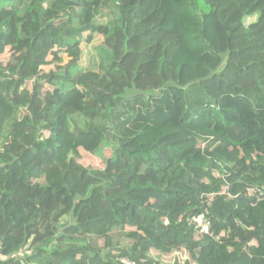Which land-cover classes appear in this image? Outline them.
Wrapping results in <instances>:
<instances>
[{
    "label": "trees",
    "instance_id": "obj_1",
    "mask_svg": "<svg viewBox=\"0 0 264 264\" xmlns=\"http://www.w3.org/2000/svg\"><path fill=\"white\" fill-rule=\"evenodd\" d=\"M168 3L208 15L203 77L165 0H0V264H264V0ZM56 116L112 148L62 156Z\"/></svg>",
    "mask_w": 264,
    "mask_h": 264
},
{
    "label": "rangeland",
    "instance_id": "obj_2",
    "mask_svg": "<svg viewBox=\"0 0 264 264\" xmlns=\"http://www.w3.org/2000/svg\"><path fill=\"white\" fill-rule=\"evenodd\" d=\"M169 1L170 0H165L164 4L165 16L167 18L166 24L169 27L179 28L182 22L188 23V21L191 20L198 22L199 25L198 29L182 30V33L184 34V37L187 40V43L185 46V52L180 56L179 63L188 65V69L191 68V70L189 71L190 74L187 73L188 76L186 77L185 81H187L189 78L195 80L200 77H203L205 74L196 62L197 53L199 52L201 47L215 46L216 42L215 36L209 27L210 21L206 19L208 18V15L196 16L195 13H193V6L187 4L181 5L182 7H178L177 11H175L172 7H170L168 3ZM257 19L258 15L256 17L246 18L245 24L249 25L252 22L257 21ZM98 47L99 48L97 54L101 59H103L104 63L109 64L113 60L115 54V44L112 41H108L105 44L101 43ZM83 82L85 89L90 93L96 95V99L97 94L103 93V91L107 90L104 81L96 77L85 76ZM115 86L116 85L112 84L110 86V89H113ZM120 86L124 88L125 84L120 83L117 85V88ZM56 117L58 122V129L56 131V142L58 143V147L62 156H65L67 153H69V151H71L74 145L85 147L88 151L95 153V155H97L98 157H102L105 151H109V149L112 148V146L108 142L102 139L103 137L100 133V130L102 126L107 122V119L97 121L94 125L93 132L89 134L85 141L73 143L72 140L74 138L67 129L65 118H62L61 116ZM90 205L92 207L93 203H91ZM90 211H92V208H90ZM85 217H87V214L82 216V218ZM73 222H75L74 217H66L62 220L61 226H66ZM52 237H54V233L52 232V230H49L45 236V239H49ZM36 245V243H30L29 246L22 253L17 254L15 256L24 257L25 255L31 254L32 249L36 247ZM163 261L173 263V261L168 258H164Z\"/></svg>",
    "mask_w": 264,
    "mask_h": 264
},
{
    "label": "built area",
    "instance_id": "obj_3",
    "mask_svg": "<svg viewBox=\"0 0 264 264\" xmlns=\"http://www.w3.org/2000/svg\"><path fill=\"white\" fill-rule=\"evenodd\" d=\"M193 222L197 225L198 228L202 229V232H206V233L209 232L210 222L205 217L200 216L198 218H195Z\"/></svg>",
    "mask_w": 264,
    "mask_h": 264
}]
</instances>
